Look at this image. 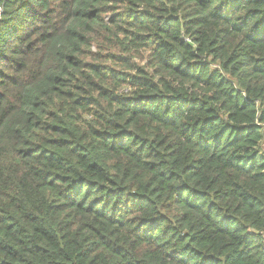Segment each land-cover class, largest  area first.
Listing matches in <instances>:
<instances>
[{"label":"trees","instance_id":"16d2710c","mask_svg":"<svg viewBox=\"0 0 264 264\" xmlns=\"http://www.w3.org/2000/svg\"><path fill=\"white\" fill-rule=\"evenodd\" d=\"M0 264H264V0H0Z\"/></svg>","mask_w":264,"mask_h":264},{"label":"rangeland","instance_id":"374dc122","mask_svg":"<svg viewBox=\"0 0 264 264\" xmlns=\"http://www.w3.org/2000/svg\"><path fill=\"white\" fill-rule=\"evenodd\" d=\"M94 51L96 52L97 50L94 49ZM135 57H136V62L141 65L142 67H147L148 65V54L145 53L144 51H139L138 53H135ZM110 65H112L111 63H108Z\"/></svg>","mask_w":264,"mask_h":264}]
</instances>
